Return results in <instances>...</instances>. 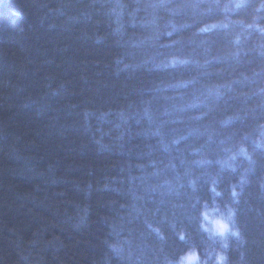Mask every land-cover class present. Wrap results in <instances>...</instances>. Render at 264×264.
<instances>
[{"label": "trees", "instance_id": "16d2710c", "mask_svg": "<svg viewBox=\"0 0 264 264\" xmlns=\"http://www.w3.org/2000/svg\"><path fill=\"white\" fill-rule=\"evenodd\" d=\"M109 2L116 0H0V264H105L106 260L118 264L103 242L106 218L123 212L120 205L130 203V194L139 190L141 174L136 165L166 159V154L146 155L147 145L154 141L147 133L138 134L142 125L134 123L120 142L114 140L112 130L104 137L110 148L98 151L93 137L111 129V123L99 122L95 114L85 117L84 109L117 104L139 86V80L193 79L186 87L162 89L152 105L173 108L203 100L178 113L184 117L208 113L200 121L185 119L174 125L182 133L256 100L241 95L257 86L255 80L234 84L233 91L226 93L231 97L227 103L211 96L205 100L202 93L205 85L250 73L264 62L254 46L264 34L248 27L264 25V9L257 11L259 0H245L242 7L226 11L217 6L197 20H220L227 27L198 36L191 35L192 28L174 34L191 36L192 47L203 39L210 54L240 47L244 49L240 62L222 57L211 68L223 71L207 76L189 66L162 69L151 76L137 72L135 78L117 74L111 63L120 46L113 35L112 17L106 15ZM118 2L126 5L121 20L128 33L151 31L139 24L131 26L128 13L161 0ZM82 9L89 16L81 17ZM153 17L158 25L167 19L162 9L136 11L138 20ZM237 33L241 40L234 45ZM97 35L103 38L97 40ZM128 98L137 103L148 97L132 92ZM188 142L201 141L194 133ZM262 171L264 155L250 174L252 183L246 192L253 206L264 208V193L255 183ZM228 179L225 173L222 186ZM108 181H116L111 187L119 192L105 188ZM202 194L207 195L206 186ZM248 236L250 264H264V219H249Z\"/></svg>", "mask_w": 264, "mask_h": 264}, {"label": "clouds", "instance_id": "9594fccd", "mask_svg": "<svg viewBox=\"0 0 264 264\" xmlns=\"http://www.w3.org/2000/svg\"><path fill=\"white\" fill-rule=\"evenodd\" d=\"M245 0H161L159 3L138 5L128 13L129 23L135 27L151 29L147 34L128 33L122 23V10L126 5L118 0L110 3L106 15L112 17L113 35L120 51L112 57L116 73L143 72L147 76L162 69L187 68L201 70L200 75L219 73L223 69H212L211 65L221 59L240 62L244 49H231L210 54L203 39L192 47L191 36L175 35L185 28H192L191 35L198 36L227 27L220 20H206L197 23L201 16L209 15L220 6L222 10L240 8ZM139 7L146 10L162 9L167 19L157 24V18L138 20ZM264 9V0H259L257 11ZM121 10V11H118ZM81 17L89 16L81 10ZM70 16L69 19H77ZM255 19V17H254ZM195 25V27H193ZM264 34V25L249 24ZM103 37L96 36L97 40ZM239 33L233 36L234 45H239ZM256 52L264 56V39L255 41ZM197 49H200L197 51ZM264 62L257 64L250 73L241 72L231 80L204 86L202 95L225 103L231 97L234 84L258 81L257 86L241 95L255 97L254 103L243 108L223 111L216 119L196 128L180 132L174 127L185 119L200 121L208 113L199 112L190 117L178 113L186 108H195L204 101L154 108L153 101L164 88H182L193 83V79L165 82L157 79L139 80L124 94L125 99L115 105L84 109V115L95 114L99 122H110L111 129L94 136L98 151L110 148L105 140L115 130L116 142L123 141L131 124L140 127L138 134L147 133L154 141L147 145L146 155L159 151L166 159H149L136 168L140 172L139 190L130 194V203L121 204L124 211L106 218L107 235L103 242L117 258L118 264H250L247 244L248 223L252 217L264 219V208L249 202L247 186L252 183L250 174L255 171L260 155H264ZM148 97L133 103L128 98ZM164 99H168L165 97ZM176 112V115H172ZM112 117L111 121L107 118ZM88 127H91L89 124ZM99 131V128H98ZM200 137L199 143H190L193 134ZM183 145V147H181ZM259 154V155H258ZM151 168L150 172L145 170ZM229 175L222 186L224 174ZM234 175L235 178H231ZM150 178V179H147ZM116 181H108L104 187L112 188ZM255 183L264 193V171L256 177ZM207 188V195L202 191ZM79 226V225H77ZM237 255L233 256L232 253ZM105 264H110L105 261Z\"/></svg>", "mask_w": 264, "mask_h": 264}]
</instances>
